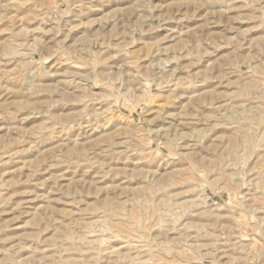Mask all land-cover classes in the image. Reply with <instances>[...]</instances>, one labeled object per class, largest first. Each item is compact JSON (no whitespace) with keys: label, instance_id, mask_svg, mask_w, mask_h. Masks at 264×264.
I'll use <instances>...</instances> for the list:
<instances>
[{"label":"rangeland","instance_id":"374dc122","mask_svg":"<svg viewBox=\"0 0 264 264\" xmlns=\"http://www.w3.org/2000/svg\"><path fill=\"white\" fill-rule=\"evenodd\" d=\"M0 264H264V0H0Z\"/></svg>","mask_w":264,"mask_h":264}]
</instances>
